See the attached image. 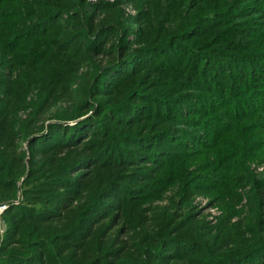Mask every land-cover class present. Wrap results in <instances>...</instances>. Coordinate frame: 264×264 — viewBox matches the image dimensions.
Returning <instances> with one entry per match:
<instances>
[{
    "label": "trees",
    "instance_id": "1",
    "mask_svg": "<svg viewBox=\"0 0 264 264\" xmlns=\"http://www.w3.org/2000/svg\"><path fill=\"white\" fill-rule=\"evenodd\" d=\"M4 2H9L10 7L8 11H0V18L5 17L10 23L0 28V40H3L0 41V67L3 64L9 65L11 69L21 67L27 74L13 82L0 79V205L12 204L19 191L18 183L25 172V158H19L14 153L16 136L29 139L33 135L35 130H32L33 124L30 123L34 118L37 123L44 110L55 103L54 96L58 87L71 82L68 77L70 66L74 65L77 73L84 66L87 71L79 77L82 83L75 95L73 107L56 115L57 123L48 127L53 136L57 132H64L66 142L58 139L57 143L43 146L44 151L48 152L42 156L35 143H31L34 156L30 160L28 179L23 183L26 203L11 206L6 211L8 231L0 249V264H112L109 260L111 254L117 253L116 250H102L88 259L86 254H76L75 246L81 244V239L90 232L91 223L96 220L92 216L103 210L114 186L120 188L122 196L128 193V199L131 200L137 189H127L123 183L136 184V179L143 176L141 168L145 164L151 165L148 170L157 172L171 169L180 172L178 169L182 167L181 174L185 177L187 157L203 152L214 157L213 164L220 165L222 170L219 177H213L212 185L208 184L210 187L206 190L214 192L215 197H225L230 195L229 187L241 174L236 172L243 171L241 165L256 158V151L247 149L254 143H261L257 150L262 149L260 154L264 155V29L258 30L257 26L249 22L241 26L243 21L235 20L245 16L255 18L252 20L255 23L264 21V0H168L166 5H161L160 0H150L148 3L151 5L156 2L160 16L165 14L168 20H181L184 27L181 38L184 40L173 37L168 43H155L134 51L122 41L109 52L97 45L108 30L96 26V15L92 16L96 10L108 8L107 3L39 0L37 6H32L33 3L24 0H0V4ZM65 15L69 16L74 27L69 24L65 27L53 24ZM260 23L261 28L264 27V22ZM205 36L209 38L202 45L194 47L189 44L183 47V57L189 61V64L186 62L188 73L185 80L195 83L199 90L191 91V86H188L186 92L176 93L164 101V98L158 96L159 93L147 91L142 83L138 86V69L131 73L126 70L133 65L136 67L138 60H147V54L159 55L161 51L155 50L166 49L161 63L166 59L167 51L171 50L175 55V48L181 42L194 39L201 41ZM57 38L61 41H56ZM253 41L254 46H249ZM10 44L13 45L12 51L7 49ZM203 46L207 47L202 49ZM234 48L237 51H228ZM251 49L254 51L251 52ZM11 52L14 56L7 55L8 59L6 54ZM24 52L27 57L21 56ZM102 55L109 57L106 65L102 63ZM148 63L144 64L146 71L154 68L148 67ZM171 68V64L164 65L159 78L166 80L168 76L177 75L178 72ZM112 75L114 79L109 82ZM196 75L198 79L192 81L191 78ZM126 85H129L128 91L123 97L114 103H107L103 93L111 88L112 93H119ZM33 88L39 91V101L35 105L38 111L27 124L19 122L18 115L25 109L26 97ZM159 102L167 108L168 113L162 114L163 118L154 108V104ZM225 102L235 106L234 110ZM184 108L191 115L185 116ZM92 109L95 110L94 115L87 117ZM144 115L152 116L149 123L153 122L158 127L143 133L140 130L124 133L127 139L123 143L135 148L127 149L125 155L121 154V149L119 155L116 154V150L121 148L120 143L108 145L110 149L107 153L118 155L112 167L109 166L113 162L108 159L109 156L105 158L102 155L108 146L90 156L68 152L64 157H59L61 153L58 150L63 144L73 146V142L81 137L84 130L87 132L92 126L104 129L105 124L109 123L112 126L109 131L115 128L114 124L130 128L144 124ZM83 117L87 118L79 121ZM72 121H77V125H64ZM174 124L190 126L195 131H183L181 126L174 127ZM100 127L97 128L102 131ZM42 138L33 142H40ZM101 142L108 143V140L104 138ZM72 146H68L67 150ZM95 156H99L101 163L108 164L106 168L112 170L111 178L103 186L97 185L96 178L80 185L77 178L70 177L72 169L85 166ZM214 165L200 169L210 172ZM189 174L194 177L189 171L186 179ZM36 175H40V178L33 179ZM188 186L185 192L189 197L191 185ZM81 188L90 192V200L72 212L67 223H58L64 219L60 209ZM260 213L264 214V211L261 209ZM17 236L21 239L17 241L19 247L14 249L12 240ZM175 239L182 240V237ZM156 250L153 247L143 251L146 254L142 261L149 264ZM243 250V254L231 258L241 261L252 258L264 250V241L255 248Z\"/></svg>",
    "mask_w": 264,
    "mask_h": 264
},
{
    "label": "rangeland",
    "instance_id": "2",
    "mask_svg": "<svg viewBox=\"0 0 264 264\" xmlns=\"http://www.w3.org/2000/svg\"><path fill=\"white\" fill-rule=\"evenodd\" d=\"M24 1L29 2V4L33 3L31 4L32 6H37L36 3L39 0ZM89 1L93 4L107 3L106 5H108V8L96 10V14L92 15H96V26L108 30L97 44L98 46H102L104 51L109 52L113 50L122 41L125 42L126 46L130 47V50L134 51L143 47L152 46L155 43H159L160 45L168 43L173 37H183L181 35L184 32V27H182L181 20L178 18L168 20L165 14L160 16L156 2L154 5H151L148 3L150 0ZM167 2L168 0H160L161 5H166ZM8 7H10L9 2H4L0 4V11H8ZM25 13H27V10H25ZM253 19L255 18L244 16L242 19L235 20L237 22L243 21L240 24L241 26L249 22L253 26H257L256 29L258 30L264 29V27L261 28L260 23L264 21L260 20L255 23L252 22ZM7 23H10V20L5 17L0 18V28L7 25ZM53 24H60L63 27L67 24L73 26L67 15L59 20H55ZM208 38V36H205L201 41L194 39L186 43L181 42L175 48V55L172 54L171 50L167 49L169 51H167L166 59L161 63L159 62L162 59L163 51L166 49L155 50L161 51V53L159 55L156 54L157 56L155 54H147L145 56V58H148L147 60H143V62L138 60L139 62L136 64V67L133 65L126 70L127 72H133V70L136 71L138 69L140 73L136 76L138 86L142 83L147 91L159 93L158 96L164 98V101H167L176 93L186 92L185 89L188 86H191V91H194V89L199 90V88H196L195 83H188L190 81L187 82L185 80L188 73V66L186 65L187 61L185 60V56L183 57V47L189 44L194 47L195 45H202V42L208 40ZM61 39L57 38L56 41H61ZM181 39L184 40V38ZM253 44H255L254 41L248 45L254 46ZM205 47L207 46H203L202 49ZM7 49L12 51L13 45L10 44ZM180 51H182L181 54ZM228 51L235 52L237 50L234 48L233 50L228 49ZM253 51L251 49V52ZM7 55L14 56L12 52L11 54H6L8 58L9 56ZM21 56H26V52L22 53ZM26 57L25 61L28 60ZM101 59H103L102 63L105 65L109 61V57L106 55H102ZM147 62H149L147 64L148 67L154 68L146 71L144 64ZM142 64L143 67L140 68ZM170 64L172 65L171 69L177 71L178 74L170 78L168 76L166 80L160 79L161 73L159 72H163L164 65L169 66ZM187 64H189V61ZM76 69L74 65L70 66V76L68 77L71 82L61 84L55 92V103H51V106L44 110L45 112L39 116L37 123L35 122V118L30 123L33 124L31 126L32 130H35L33 135L29 139L23 138L21 135L19 137L16 136V140H14V153L19 158H25V169H23L25 172L18 183L19 191L12 204L6 203L0 205V249L3 246L8 231V224L5 218L6 211L11 206H20L26 203L23 183L28 179L31 170L30 160L34 156L32 154L31 143H35L36 149L41 151L40 155L42 156L48 152L44 151L43 146L57 143L58 139L60 142H66L64 132H57L53 136L52 130H48V127L57 123L55 119L56 115L63 113L69 109L68 107H73L75 103V95L78 94V88L81 87L82 83L79 77L87 71L86 66L80 67L78 73ZM194 69L197 73V69ZM26 74L25 69L22 71L21 67L19 69H11L7 64H3L0 67V79L4 78L6 81L13 82L18 78L22 79ZM197 76H193L191 78L192 81L198 79ZM113 79L114 75L110 76L108 80L110 82ZM128 86L126 85L121 92L116 94L112 93V88L103 93L107 98V103H114L123 97L128 91ZM136 88L138 87L136 86ZM33 89L26 97L25 109L18 115L19 122H25L27 124L38 111V107L35 105L39 101V91L36 88ZM225 104L232 111L234 110L235 106H232L228 102H225ZM154 106L159 111L157 113L160 117L163 118L164 116L162 114L168 113L167 108L163 107L161 102L159 104L155 103ZM150 109L152 108L148 110ZM184 109L185 116H188L191 112L187 108ZM92 110L87 117L94 115L93 112L95 110ZM87 117H83L79 121ZM142 118L143 120H141L144 121V124H139L134 127L131 126L130 128L127 126H115L114 124L113 126L115 128L109 131L112 127L109 123L105 124L104 129L100 126H96L95 128L92 126V128L90 127L88 129L89 131L86 132L84 130L81 137L76 142H73L75 143L73 146L71 144H63L58 150L61 153L59 157H64L68 152L83 153L84 155L87 154L90 156L94 153H99L103 148L114 143L121 144V148L119 147L116 150V154L119 153L118 151L123 150L121 154L125 155L127 149L135 148L132 145L126 146L123 143V140L127 139L124 133L127 134L136 130H140L143 133L146 130H155L158 127L153 122L149 123L152 116L145 117L144 115ZM77 121L64 123V125L76 126ZM176 126L180 127L181 125L174 124V127ZM97 127H100L103 132ZM181 127L183 131L186 130L191 133L195 131L191 130L190 126L182 125ZM39 138H42L40 142H33ZM104 138H107L108 143L101 142ZM123 145L125 150L123 149ZM260 145L261 143H254L250 149H247L248 151H256L255 153L257 154L254 156L256 158L241 165L243 171L236 172L241 174H239L240 176L238 175L239 178L233 182V185L229 187L228 193L230 195L225 197L221 195L215 197L214 192L206 190L212 185L213 177L215 175L219 177L222 174L221 166H215L213 164L214 157L208 156V154H204L203 152L194 153L187 157V163H185L184 168L186 169L185 173L188 174L190 171L194 175L193 177L189 174L187 179V174L185 177L181 174L182 167L178 169L180 172H175L172 169L157 172V170H148L151 165L145 164L141 168L143 176L140 177L141 179H136V184L129 185V182L123 183V186L127 189H137L134 198L131 200L128 199L130 196L128 193L122 196L120 194V188L114 186V191H112L111 197L107 200V204L103 207V210H100L99 213L92 216L96 220H93L91 223L90 232L84 239H81L82 241L80 240L81 244L75 246L77 248L76 254L80 256L86 254V258L89 259L101 253L102 250L111 252L112 250H116L117 253L111 254L112 258L109 260L112 264H147L142 261L146 254L143 251L150 250L154 247L157 250L154 256L150 258L149 264H264V250L255 255L253 254L254 256L252 258H246L242 261L231 258L243 254L244 248H255L264 241V214L260 213L261 209L264 211V155L260 154L263 151L262 149L257 150ZM68 146H72L73 148L67 150ZM109 149L110 147L108 146L102 155L105 158L109 156L108 159L113 161L119 154L114 155L113 152L107 153ZM95 158L92 157L90 161H87L85 166L74 167L70 173V177L77 178L80 185L92 179L95 180V178L98 180V186L106 184L107 180L111 178L112 170L106 168L108 167L106 162L101 163L99 156H95ZM37 159L40 160V158ZM213 165L215 167L210 172L200 169V167L209 168ZM109 166H114V161ZM38 177L40 178V175H36L33 179ZM175 177L177 178L175 179ZM188 184L191 185L189 197L186 196L185 192L186 187H189ZM208 184L210 186H207ZM89 200L90 192L83 191L81 188L77 192V195L71 198L60 209L62 212L61 216L64 219L58 221V223H67L68 217L73 215L72 212L77 210L80 205L86 204ZM165 235L167 236L164 239ZM176 237H182V240H176ZM19 238L17 236L14 238L15 240H12L14 241L12 248L19 247V245L17 246ZM161 241L163 244L160 243ZM247 259L250 261L247 262Z\"/></svg>",
    "mask_w": 264,
    "mask_h": 264
}]
</instances>
